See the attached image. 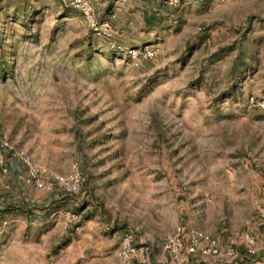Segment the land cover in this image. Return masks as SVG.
<instances>
[{"label": "rangeland", "instance_id": "374dc122", "mask_svg": "<svg viewBox=\"0 0 264 264\" xmlns=\"http://www.w3.org/2000/svg\"><path fill=\"white\" fill-rule=\"evenodd\" d=\"M152 1H91L94 29L0 0V133L29 162H0V264H120L129 228L167 264L177 225L220 251L185 264H264V0Z\"/></svg>", "mask_w": 264, "mask_h": 264}, {"label": "built area", "instance_id": "2783aa9c", "mask_svg": "<svg viewBox=\"0 0 264 264\" xmlns=\"http://www.w3.org/2000/svg\"><path fill=\"white\" fill-rule=\"evenodd\" d=\"M194 0H164L167 4L191 3ZM66 6H70L79 10L82 15L90 23L91 27L96 29V14L94 6L90 0H64ZM129 54L132 56L142 54L144 57L153 56L154 52L148 47H144L141 51L138 49H129ZM7 155H13L29 165L24 152L20 149H15L12 146L11 140L7 133H0V162L6 159ZM2 173L7 172V167L1 168ZM82 178L78 172H74L70 176H56L54 183L58 187L66 188L67 190L77 192ZM26 183L37 188H42L46 185V181L41 176L40 172L28 167V172L25 179ZM245 243L248 246V253H253L251 248L254 243L253 238L245 236ZM163 251L166 254L167 264H185L192 255H217L219 247L215 238L203 233L196 228L177 225L173 231L167 235L163 243ZM229 255L237 258L238 255L232 247H228L226 251ZM152 249L149 244L137 239L135 229H125L120 237L118 256L120 264H152Z\"/></svg>", "mask_w": 264, "mask_h": 264}, {"label": "crops", "instance_id": "0c3cea01", "mask_svg": "<svg viewBox=\"0 0 264 264\" xmlns=\"http://www.w3.org/2000/svg\"><path fill=\"white\" fill-rule=\"evenodd\" d=\"M91 1L96 5L97 9L102 12V0H91ZM123 1H125V0H123ZM152 2L154 3V0ZM146 17H147V15L145 14V18ZM209 256L215 257V256H218V254L217 255H209Z\"/></svg>", "mask_w": 264, "mask_h": 264}]
</instances>
